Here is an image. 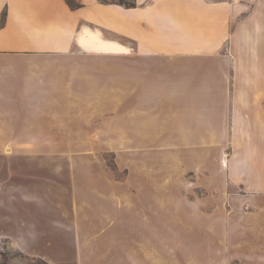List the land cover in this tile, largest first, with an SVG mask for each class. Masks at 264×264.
Masks as SVG:
<instances>
[{
    "label": "rangeland",
    "instance_id": "1",
    "mask_svg": "<svg viewBox=\"0 0 264 264\" xmlns=\"http://www.w3.org/2000/svg\"><path fill=\"white\" fill-rule=\"evenodd\" d=\"M100 24L132 59L157 63L148 77L202 89L200 59L150 53L155 19L114 12ZM90 63L77 66L78 96L61 98L66 112L0 119L2 139L19 125L47 129L49 142L0 145V264H264V162L177 143L169 107L125 92L117 63L116 81L112 62ZM179 100L175 113L187 109Z\"/></svg>",
    "mask_w": 264,
    "mask_h": 264
},
{
    "label": "crops",
    "instance_id": "2",
    "mask_svg": "<svg viewBox=\"0 0 264 264\" xmlns=\"http://www.w3.org/2000/svg\"><path fill=\"white\" fill-rule=\"evenodd\" d=\"M77 2L70 8L64 0H0V119L66 112L61 98L78 96L84 78L77 66L102 60L112 62L113 81L115 63L121 66L117 80L125 92L159 98L157 108L172 110V140L239 147L240 162H264V0H133L132 8L112 1ZM114 12L155 19L153 30L161 35L148 38L155 46L150 53L200 59L202 89L185 88L182 75L170 84L166 76L148 77L157 63L132 59L128 46L101 31L100 23L108 25ZM109 45L120 50H105ZM93 79L97 75L86 77ZM180 98L187 109L175 113ZM10 130L14 137L0 138V145L49 144L42 127L35 133L19 125Z\"/></svg>",
    "mask_w": 264,
    "mask_h": 264
},
{
    "label": "trees",
    "instance_id": "3",
    "mask_svg": "<svg viewBox=\"0 0 264 264\" xmlns=\"http://www.w3.org/2000/svg\"><path fill=\"white\" fill-rule=\"evenodd\" d=\"M69 6L70 8H77L79 6V3L77 2V0H64ZM100 2L104 3V2H108L105 0H99ZM118 4L125 6L127 8H132L135 6L133 0L130 2H124V1H119L117 2ZM4 15L2 14L0 21H3Z\"/></svg>",
    "mask_w": 264,
    "mask_h": 264
},
{
    "label": "bare ground",
    "instance_id": "4",
    "mask_svg": "<svg viewBox=\"0 0 264 264\" xmlns=\"http://www.w3.org/2000/svg\"><path fill=\"white\" fill-rule=\"evenodd\" d=\"M103 46V45H102ZM101 48V47H100ZM105 50H109V51H116V50H120V48H117L115 46H112V45H109L107 46L106 48H104ZM105 53V52H104ZM10 148L11 147H6V152H9L10 151Z\"/></svg>",
    "mask_w": 264,
    "mask_h": 264
}]
</instances>
